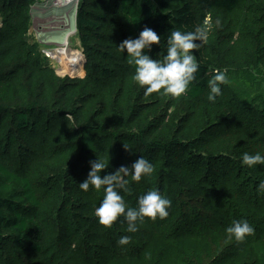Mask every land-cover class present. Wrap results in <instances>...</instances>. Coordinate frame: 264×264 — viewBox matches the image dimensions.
Wrapping results in <instances>:
<instances>
[{
	"label": "trees",
	"instance_id": "obj_1",
	"mask_svg": "<svg viewBox=\"0 0 264 264\" xmlns=\"http://www.w3.org/2000/svg\"><path fill=\"white\" fill-rule=\"evenodd\" d=\"M35 1L0 0V264H264V165L242 162L264 156V123L243 122L250 133L231 139L223 115L239 98L229 104L225 84L214 103L206 98L217 35L236 34L264 63V0H80L78 76L58 75L31 42ZM205 25L187 92L146 95L119 44L151 28L161 41L149 54L163 60L171 31ZM257 113L264 120V106ZM140 156L154 172L125 177L121 195L135 208L157 189L172 201L168 216L145 217L134 233L122 216L101 225L103 188L79 187L90 161H104V175ZM240 220L254 232L237 241L227 228Z\"/></svg>",
	"mask_w": 264,
	"mask_h": 264
},
{
	"label": "clouds",
	"instance_id": "obj_2",
	"mask_svg": "<svg viewBox=\"0 0 264 264\" xmlns=\"http://www.w3.org/2000/svg\"><path fill=\"white\" fill-rule=\"evenodd\" d=\"M208 26L200 27L194 31H171L167 40L166 54L163 60L153 58L149 53L152 45L160 44L161 36L153 29L145 27L136 38H128L122 41L118 48L125 53L127 63L134 67L133 80L142 87L145 94L157 92L172 97L184 95L190 83L195 79L200 64L193 50H199L201 43L206 39ZM229 83L224 72H217L213 79L208 81L210 89L208 100L215 102L220 96L221 85ZM162 90V92H161ZM243 164L253 167L264 165V156L259 153H244ZM91 169L87 178L79 183L83 191H88L90 186L96 191L103 188L104 196L99 206L95 209L98 222L106 227H111L118 217H123L127 222V232L138 231V222L143 223L145 217L155 220L157 217L163 219L168 216V208L172 201L157 189L147 191L140 196L137 207H129L120 190L127 191V180L131 176L133 181H140L142 177H148L154 172V165L140 156L129 168L121 166L114 173L101 175L106 168V163L100 159L90 161ZM257 191H264V181L259 182ZM230 238L242 241L247 235L254 232V228L246 220L234 221L227 228ZM129 236H121L117 243L121 246L129 243Z\"/></svg>",
	"mask_w": 264,
	"mask_h": 264
},
{
	"label": "rangeland",
	"instance_id": "obj_3",
	"mask_svg": "<svg viewBox=\"0 0 264 264\" xmlns=\"http://www.w3.org/2000/svg\"><path fill=\"white\" fill-rule=\"evenodd\" d=\"M51 0H36L31 5L29 11V30L28 33L31 36V42L34 41L41 51V55L48 59L51 67L55 72L60 75H80L84 65V55L82 47L77 37V31L67 39L66 46L76 50L80 59L72 70L64 69L63 59L53 58L50 53L52 50L61 46V33L59 23H56L55 17H58L59 13L63 11L62 8L50 7ZM80 0H74V5ZM77 12V8H76ZM56 33L60 36V41H56ZM57 38V37H56ZM236 34L233 37L231 32H225L224 34L217 35L211 41V47L214 52V69L210 77H214L217 72H224L227 76L229 83L226 85V91L230 97L229 104L232 102L234 96H237L240 100L235 106H227L225 111L229 113L223 115L225 120H228L229 124L224 126L220 132H226L228 137L241 138L250 132L245 131V126L241 123H246L250 126L263 125V117L257 113V109H261L264 106V63L257 65L254 56L244 49L236 46L234 40ZM263 38V37H262ZM264 43V38H263ZM66 48V47H63ZM206 96L210 91H207ZM247 93H250L248 95ZM225 97L223 95L222 99ZM209 104L208 102H206ZM247 103H249L247 105ZM210 105V104H209ZM224 120V121H225Z\"/></svg>",
	"mask_w": 264,
	"mask_h": 264
},
{
	"label": "bare ground",
	"instance_id": "obj_4",
	"mask_svg": "<svg viewBox=\"0 0 264 264\" xmlns=\"http://www.w3.org/2000/svg\"><path fill=\"white\" fill-rule=\"evenodd\" d=\"M49 4L52 8L59 7L63 9V11L59 13L58 17H55L56 23H59L58 25L60 27L62 37L60 43L61 46L52 50L50 55L53 58L63 59V68L70 71L72 68H75L80 59V55L76 50L66 46L67 39L75 32L73 29V14L76 4L74 5V0H51L48 5Z\"/></svg>",
	"mask_w": 264,
	"mask_h": 264
},
{
	"label": "water",
	"instance_id": "obj_5",
	"mask_svg": "<svg viewBox=\"0 0 264 264\" xmlns=\"http://www.w3.org/2000/svg\"><path fill=\"white\" fill-rule=\"evenodd\" d=\"M76 8H77V4L75 5V9H74V14H73V29L74 31L76 30ZM55 40L58 42L60 41V36L58 35V33L55 34ZM74 76H78V75H74Z\"/></svg>",
	"mask_w": 264,
	"mask_h": 264
}]
</instances>
